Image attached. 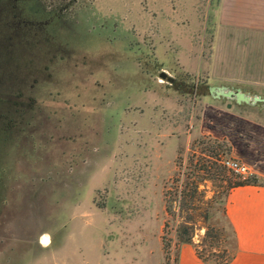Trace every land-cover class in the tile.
I'll list each match as a JSON object with an SVG mask.
<instances>
[{"label": "rangeland", "instance_id": "rangeland-1", "mask_svg": "<svg viewBox=\"0 0 264 264\" xmlns=\"http://www.w3.org/2000/svg\"><path fill=\"white\" fill-rule=\"evenodd\" d=\"M222 1L0 0V264H180L177 227L223 220L202 212L248 179L203 133L230 102L208 87L260 95L232 103L262 121L264 88L211 75Z\"/></svg>", "mask_w": 264, "mask_h": 264}, {"label": "crops", "instance_id": "crops-1", "mask_svg": "<svg viewBox=\"0 0 264 264\" xmlns=\"http://www.w3.org/2000/svg\"><path fill=\"white\" fill-rule=\"evenodd\" d=\"M219 27L211 75L220 82L264 88V0H223ZM228 104L223 108L220 103L206 104L209 125L203 133L226 141L228 156L250 166L259 181L234 188L228 197L227 214L238 241L230 264H264V121ZM43 240L50 245L51 239ZM181 250L180 264H206L190 245Z\"/></svg>", "mask_w": 264, "mask_h": 264}, {"label": "trees", "instance_id": "trees-1", "mask_svg": "<svg viewBox=\"0 0 264 264\" xmlns=\"http://www.w3.org/2000/svg\"><path fill=\"white\" fill-rule=\"evenodd\" d=\"M214 150H218L222 153L230 154V148L225 142L214 140ZM193 163V162H192ZM195 169L199 168V170L206 169L205 161L202 156L199 157L197 162L195 163ZM189 166L188 168H190ZM203 168V169H202ZM194 170V169H193ZM192 170V171H193ZM198 171V170H197ZM196 172V171H195ZM191 175H188V177ZM203 180L197 174H194V178L186 179L184 182L185 188L188 190L184 194L185 190L181 192V196L184 200L191 197V202L189 206H187V210H198L199 202L196 198L198 186L200 181ZM258 179H248L245 181L232 182L229 181L228 186L226 185L222 192H218L208 203V207L204 209L205 212H202L203 218L206 221L211 220L213 217H217L219 220V214H222L223 220H219L218 225L213 227H207V231L204 235V238L200 244H194V226L190 225L189 222L181 223L176 229L175 243L178 247L182 248L185 245H194L195 252L197 257L206 264H230L236 257L238 253V241L236 231L229 220L227 214V202L228 197L231 191L237 187L250 186L258 184ZM191 192V193H190ZM200 200V199H199ZM189 201V200H188ZM168 212H171V207L168 205ZM194 217L191 218V221H194ZM207 249V253L205 254V248ZM220 252V254H218Z\"/></svg>", "mask_w": 264, "mask_h": 264}, {"label": "water", "instance_id": "water-1", "mask_svg": "<svg viewBox=\"0 0 264 264\" xmlns=\"http://www.w3.org/2000/svg\"><path fill=\"white\" fill-rule=\"evenodd\" d=\"M160 77L163 80H167L169 83L174 82V78L169 76L166 72H162L160 74ZM208 93L209 96L215 97V98H227L229 101H231L228 104V108L232 107V102L235 100L238 104H241L242 102L245 103H254L258 102L261 99L260 96L251 95L249 93H245L242 90H234L229 87H215V86H209L208 87ZM264 101V100H263Z\"/></svg>", "mask_w": 264, "mask_h": 264}, {"label": "built area", "instance_id": "built-area-1", "mask_svg": "<svg viewBox=\"0 0 264 264\" xmlns=\"http://www.w3.org/2000/svg\"><path fill=\"white\" fill-rule=\"evenodd\" d=\"M220 162L224 168L244 179H258L250 166L237 159L224 155Z\"/></svg>", "mask_w": 264, "mask_h": 264}, {"label": "bare ground", "instance_id": "bare-ground-1", "mask_svg": "<svg viewBox=\"0 0 264 264\" xmlns=\"http://www.w3.org/2000/svg\"><path fill=\"white\" fill-rule=\"evenodd\" d=\"M45 245V243H43Z\"/></svg>", "mask_w": 264, "mask_h": 264}]
</instances>
